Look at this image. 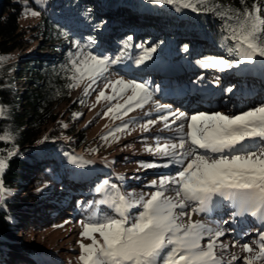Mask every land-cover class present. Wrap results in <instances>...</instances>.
<instances>
[{
	"label": "rangeland",
	"instance_id": "374dc122",
	"mask_svg": "<svg viewBox=\"0 0 264 264\" xmlns=\"http://www.w3.org/2000/svg\"><path fill=\"white\" fill-rule=\"evenodd\" d=\"M34 1L49 15L50 12L47 11L49 0H43L42 3L38 0ZM217 1L232 2V0ZM22 4L24 14L20 19L21 27L30 28L41 24L40 28L44 30L45 27L40 18L41 12L34 7H28V2L25 0H22ZM51 8L59 12L61 27L72 32L71 38L64 39L58 45L60 48L72 51L77 62L83 59L86 53L109 58H115L121 52L124 54L120 63L109 65V71L92 85L87 95L84 92L89 83L87 79L83 80L79 87H74L70 101V104L74 103V106L68 108V105H61L56 108V112L63 117L62 127L69 128L73 135L86 130L84 135L87 140L84 149L88 153L86 158L102 170L99 175L89 177L85 168H77L76 178L80 185L78 188L75 186L71 188L78 189L77 197L82 196L83 191L93 188V183L100 182L102 176L112 177L110 182L117 183L121 193H131L137 197L157 190L150 186L152 181H158L161 177L175 176L174 173L179 170V165L172 163L170 157L148 152L146 148L155 149L158 145L177 142L179 134L176 129L183 123L187 131L188 120L181 118L173 123L175 118L169 116L167 121H161L158 119L160 115H167L168 112H183L187 114V117L198 112L209 114L221 112L236 115L263 103L260 99H249L252 95L242 94L239 86L242 84L243 90H248L256 82L259 85V91L264 90V76L260 72L264 59L257 58L253 63H242L239 67L224 71L196 66L195 64L206 56H223L226 59H236V57L228 56L227 50L218 48L209 38H203L197 25H191V22L186 23L179 11L172 5L164 4L160 9L150 10L129 8L123 2H119L109 11L106 10L103 0H75L70 6L65 5V0H58L54 8L53 6ZM26 9L40 14L32 16L26 13ZM77 12H79L78 15ZM90 18L96 20L100 18L103 22L102 26L95 27ZM129 37L131 40H128ZM126 42L129 47L125 49ZM185 45L187 51H184ZM151 47H156L152 58L143 64H137L136 60L143 55L144 49ZM59 52L41 38L34 42L30 49L22 53L23 58L15 59L20 52L10 55L9 58H14L11 63H16V68L12 70L11 75L15 80L14 86L17 93L26 89L32 90L29 84L30 77L18 70L23 68V61L26 59H34L37 62L47 61L59 56ZM181 67H186L188 70H182ZM120 77L145 84L152 93V98L142 107H135L133 104V110L127 115L121 113V119H114L112 114L104 116L103 113L117 102L123 104L131 92L128 91L113 101L101 99L99 103H97L96 96L100 90H104L106 95H114L111 87L105 88V84ZM170 78H172L171 86ZM176 78L179 80L177 81ZM227 78L228 81H226ZM232 86H236V89L228 92L227 87ZM197 87L200 93L209 91L208 95L197 97ZM221 87L223 93H221ZM157 102L159 105H167L168 108L158 110ZM198 103L202 105L199 106ZM67 109L72 110L70 114ZM74 114L78 115L74 116ZM149 119L156 120L157 123L150 125L148 131H144L141 125ZM166 123L169 125L168 128H165ZM124 124L128 125L127 129L116 131ZM109 132L113 135H108ZM104 136H107V140L102 139ZM78 153H81L80 149ZM142 163H155L158 166L145 168L141 166ZM165 164H167L166 167L163 166ZM84 166L88 167L86 164ZM27 188L24 187L16 197L20 202L26 199V204L13 213L15 222L20 224V229L25 225V213H33L39 208L29 200L32 197L31 194L34 193H27ZM172 193L175 195L174 192ZM101 198L102 194L93 191L92 196L87 198L88 202L84 205L86 207L73 199L71 202L82 208L81 211L74 212L71 216L64 211L67 203L58 202L61 217L57 218L58 215L53 213L39 215L42 222L46 221V218L58 220L47 228L40 226V229L29 231L26 234L18 231L16 240L27 247L38 249L42 255L40 264H80L78 260L80 254L78 241L81 240L79 234L82 231L80 222L86 220L93 211L115 215L113 210L106 205L89 207ZM138 210L132 209L131 214L136 215ZM97 239H99L98 234ZM83 242L90 243L88 240Z\"/></svg>",
	"mask_w": 264,
	"mask_h": 264
},
{
	"label": "snow or ice",
	"instance_id": "6c2138e0",
	"mask_svg": "<svg viewBox=\"0 0 264 264\" xmlns=\"http://www.w3.org/2000/svg\"><path fill=\"white\" fill-rule=\"evenodd\" d=\"M38 2L42 3L43 0ZM152 2L172 5L177 11H211L225 21V30L228 33L225 40L234 41L227 48V54L236 59L206 56L198 61L202 67L224 71L239 67L242 63H253L257 58L264 59V16L261 15L264 6L255 0L250 7L247 0H240L242 9L226 8L216 4L215 0ZM26 13L32 16L40 14L30 9H26ZM128 47L126 42L124 48ZM184 51H187L186 45ZM154 52L156 47L144 49L136 63L143 64L150 60ZM123 55L121 52L119 56L109 58L86 53L79 62L72 59L70 62L73 75L70 79L73 83L68 87H79L87 79L89 83L84 89L87 95L92 85L109 71V65L120 63ZM7 59L0 56V66ZM108 87H111L114 95H106L104 90H100L96 96L97 103L101 99L117 100L122 94L131 92L123 104L117 102L103 113L104 116L112 114L114 119H121V113L127 115L133 110V104L135 107H142L152 98L148 87L135 80L120 77L115 81H108L105 88ZM227 91L231 92L232 89L228 88ZM167 108V105L158 104V110ZM5 111L0 106V116ZM76 115L78 114H74ZM169 116L175 118L173 123L175 120L187 118V131L185 124L181 123L176 129L179 134L177 142L158 145L155 149L147 147L146 151L170 157L172 163L180 166L176 175L152 181L150 186L157 190L138 197L131 193H121L117 185L111 184L107 179L103 180L94 190L102 194V198L89 207L106 205L115 215L93 211L86 220L80 222V264H222V259L215 250L218 246L223 249L228 247L217 244L219 238L225 235V230L209 227L191 218L193 213L209 212L217 199L228 202L233 209V220L248 215L264 222V103L236 115L198 112L187 117L183 112H168L167 115H160L158 119L167 121ZM156 123V120L149 119L141 128L148 131L149 126ZM127 127L124 124L116 131H124ZM168 127L166 123L165 128ZM108 135L113 133L109 132ZM12 139L11 132L0 135V140ZM102 139L107 140V136ZM186 144L188 148L185 151H178L185 149ZM14 154L9 150L7 156L0 155V208L5 207L6 200L12 195L11 190L5 187L3 176L8 168V160ZM69 162L83 166L76 157H71ZM141 166L153 168L158 165L142 163ZM163 166L166 167L167 164ZM167 191H173L175 199L166 196ZM193 204L196 207H192ZM132 209H139L134 216L131 214ZM181 217H187L188 222H179ZM257 233L258 251L253 256L244 257L243 264L264 262V229H257ZM84 240L90 243H84ZM241 247L247 253L254 251L248 243H243ZM238 259L235 255L232 256V260Z\"/></svg>",
	"mask_w": 264,
	"mask_h": 264
},
{
	"label": "trees",
	"instance_id": "16d2710c",
	"mask_svg": "<svg viewBox=\"0 0 264 264\" xmlns=\"http://www.w3.org/2000/svg\"><path fill=\"white\" fill-rule=\"evenodd\" d=\"M25 1L28 2V7H34L41 12L40 18L41 23L44 24V30H41V24L30 28L21 27L20 19L24 14L22 0H0V56L8 58L0 66V106L6 109L4 115L0 116V135L11 132L13 136L11 141L0 140V150H2L0 155L7 156L9 150L15 153L8 160V168L3 176L5 187L11 190L12 195L6 200L5 207L0 208V264H40L42 255L39 250L18 242L17 232L21 231L26 234L29 231L40 229V226L49 227L58 219L46 218V221L42 222L39 215L53 213L58 215L57 218L61 217L58 202L67 203L64 209L67 215L71 216L72 213L81 211L82 207L78 205L79 202L86 207L84 205L88 202L87 198L92 196L95 188L103 180L113 179L112 177H100V182L93 183V188L83 191L85 196L77 197L78 189H71L72 186L78 188L80 185L76 178L77 168H85L89 177H95L102 171L93 162L87 163L88 153L84 150L87 143L84 136L86 130L73 135L69 128L61 126L63 117L56 112L58 106L68 105V108L74 106V103L70 104L74 88L68 87L73 83L70 79L72 76L70 61L74 59L73 52L67 48H60L58 45L64 39L71 38L72 32L61 27L59 12L51 8L52 6L54 8L58 0H49L47 10L50 12L49 15L34 0ZM103 1L106 10L109 11L119 2H123L129 8L137 9L157 10L162 6L153 3L152 0ZM73 2L75 0H65V5L70 6ZM253 2L254 0H247L249 7ZM255 2L264 6V0H255ZM215 3L226 8H243L240 0H232L231 3L215 0ZM179 13L186 23L191 22V25H197L202 37L211 39L218 48L227 50L234 44V41L225 40L228 35L225 30V21L213 12L183 9ZM261 15L264 16V12ZM90 19L95 27L102 26L103 22L100 18ZM41 38L54 50L60 51L59 56L47 61L37 62L34 59L23 61V68L17 69L30 77L29 84L32 90L26 89L17 93L14 86L15 80L11 75L12 70L16 68V63H11L14 58H9V56L14 52H20L15 59L23 58L22 53L30 49L32 44ZM195 65L201 66L198 63ZM260 72L264 76V64ZM230 88L236 89V86ZM254 89H258V86L245 90L249 95L254 92V95L251 94L252 98H248L260 99L261 103H264V90ZM71 111L67 109L69 114ZM79 149L81 153H78ZM71 157L78 158L79 164L83 166L70 163ZM85 164L88 167H85ZM110 183L117 185L114 181ZM24 187H28L27 193H34L31 194L32 197L29 200L39 208L33 213H25V225L20 229V224L15 222L13 213L27 202L26 199L22 198L23 202H20L16 198ZM73 199L78 204L71 202Z\"/></svg>",
	"mask_w": 264,
	"mask_h": 264
},
{
	"label": "bare ground",
	"instance_id": "6f19581e",
	"mask_svg": "<svg viewBox=\"0 0 264 264\" xmlns=\"http://www.w3.org/2000/svg\"><path fill=\"white\" fill-rule=\"evenodd\" d=\"M174 74H175V72H174ZM177 76H180V75H177ZM172 96L173 95L171 94V97ZM198 105L201 106L202 104L198 103ZM187 148H188V145L185 146V149H181V151H184ZM176 173L177 172H175L174 174H176ZM172 192L173 191H167L165 193V195L175 199V195H173ZM194 206L196 207L195 204L192 205V207H194ZM215 206L221 207L220 211L219 210L216 211L221 216V217H219V219L231 218V213L233 210L230 209L228 202L217 199ZM177 211H179V209H177ZM189 211H190V209H189ZM191 218H192V220H199L202 223L208 225L209 227L216 228L215 225H213L211 223V217L209 215H207V213H199V214L193 213ZM230 221H232V219H230ZM234 221H237V220L234 219ZM179 222L186 224L188 222V218L187 217H181ZM217 227L225 230V235L219 238V240L217 241V244L218 245L223 244V245L228 246L226 249H223V248L218 246L215 250L217 256L222 259V262H224L222 264H243L244 257L253 256L258 251L257 245L259 242L258 241L259 237H258L257 229H264V227L259 228L253 222V219H251V216H248V215L245 216L244 223L241 225L240 229L237 231L228 225L217 226ZM247 232H249V233L246 234ZM255 238H256V240H253ZM203 243H204V241H202V244ZM243 243H248L250 245V247H252L254 249V251L252 253L244 252L242 250V247H241V245ZM233 244H235V246H233ZM233 255H235L239 259L235 260V261L232 260ZM256 264H264V262L256 261Z\"/></svg>",
	"mask_w": 264,
	"mask_h": 264
}]
</instances>
